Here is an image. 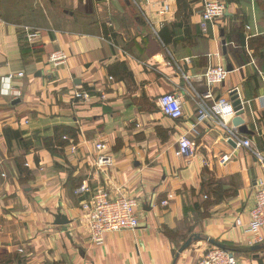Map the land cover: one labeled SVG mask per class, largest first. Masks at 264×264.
I'll return each mask as SVG.
<instances>
[{"label": "crops", "instance_id": "0c3cea01", "mask_svg": "<svg viewBox=\"0 0 264 264\" xmlns=\"http://www.w3.org/2000/svg\"><path fill=\"white\" fill-rule=\"evenodd\" d=\"M218 1L224 16L202 29L203 0H0V264H196L206 238L264 264V227L246 230L264 163L228 139L235 93L251 131L239 135L264 158V0ZM57 49L67 59L54 66ZM217 63L232 69L205 99L201 75ZM168 92L179 119L160 109ZM219 98L235 111L225 124L208 109ZM100 154L112 163L97 166ZM83 181L90 191L76 195ZM97 187L139 201V227L100 245L81 218Z\"/></svg>", "mask_w": 264, "mask_h": 264}, {"label": "built area", "instance_id": "2783aa9c", "mask_svg": "<svg viewBox=\"0 0 264 264\" xmlns=\"http://www.w3.org/2000/svg\"><path fill=\"white\" fill-rule=\"evenodd\" d=\"M99 3L101 0H95ZM107 1V0H104ZM165 8L167 5H164ZM162 12H165L166 9ZM226 12V4L218 0H203V7L201 10L200 26L205 29L209 24L214 23L224 16ZM28 32L30 39L38 36L37 31H33L28 27L25 28ZM219 56V53H216ZM67 53L63 49H57L48 56V63L58 66L65 63ZM23 73L19 72L18 76ZM228 75L227 68L217 63L208 67L201 75L203 83L207 86L208 90L204 94V98H212V87L220 84ZM235 89H232L234 91ZM18 95L19 92L14 93ZM91 95L87 91L75 90L72 93V99L76 101H87ZM159 106L162 113L172 119H179L183 116L182 100L176 93L168 92L159 97ZM206 103L202 100L198 107L200 116L206 115ZM215 116L218 115L219 122L227 123L230 117L235 113L230 102L225 99H217L210 108H208ZM228 139L235 143V146H244L249 149L258 157L262 163L264 158L257 154L251 148V141L248 138H241L238 131L229 130ZM96 149L101 150L104 144H96ZM192 151V142L186 135H181L178 140V147L176 149L177 155H187ZM229 155H223L220 159L221 162H226ZM112 163V158L107 154H100L96 159V165L99 167L107 166ZM87 182L83 181L76 189V195H85L89 192ZM167 201H162L166 204ZM139 201L136 198H128L124 196L113 197L105 189V187H97L91 192L88 200L82 204L83 222L87 230L88 236L95 245H100L104 242L105 236L108 233L118 232L121 230L136 229L140 225L138 217ZM237 224H241L239 219L236 220ZM264 227V180H260L258 188L254 193V205L249 211V221L246 230L251 233H257ZM258 241H262V237H258ZM196 264H238L235 254L226 249L217 246H212L210 249L201 254Z\"/></svg>", "mask_w": 264, "mask_h": 264}, {"label": "water", "instance_id": "95a60500", "mask_svg": "<svg viewBox=\"0 0 264 264\" xmlns=\"http://www.w3.org/2000/svg\"><path fill=\"white\" fill-rule=\"evenodd\" d=\"M232 68L230 66L227 67V70H231ZM231 99L233 100V106L235 108V111H236V116L232 119V127L234 129H236L238 131V133H250L251 131H249L246 127V125L244 124V120L242 119V117H240V114L243 113V108H242V105H241V101L240 99L238 98V95L235 94V93H232V97ZM231 143L233 145H235V143L230 140ZM68 219L66 218V216L62 215L60 212H57L55 214V224H59V225H65L66 223H68ZM202 237H200V235L198 234H195V235H192L190 236L183 244L182 246L180 247L179 251H182L184 250L186 247H188L193 241L195 240H198ZM207 241L214 245V246H218L220 248H226V246L223 244V243H220L218 241H215L213 239H209V238H206ZM259 246H255L254 248H258Z\"/></svg>", "mask_w": 264, "mask_h": 264}, {"label": "rangeland", "instance_id": "374dc122", "mask_svg": "<svg viewBox=\"0 0 264 264\" xmlns=\"http://www.w3.org/2000/svg\"><path fill=\"white\" fill-rule=\"evenodd\" d=\"M104 167V166H103ZM81 209H82V204H81ZM81 218L83 219V211H82V213H81ZM137 229V228H136ZM133 230V229H132ZM107 235V234H106ZM106 237V236H105ZM90 239V238H89ZM218 247V246H217ZM229 250V249H228ZM207 251V250H206ZM231 251V250H230ZM204 253V252H203ZM201 256V255H200ZM199 259V258H198ZM198 261V260H197ZM196 261V262H197Z\"/></svg>", "mask_w": 264, "mask_h": 264}, {"label": "trees", "instance_id": "16d2710c", "mask_svg": "<svg viewBox=\"0 0 264 264\" xmlns=\"http://www.w3.org/2000/svg\"><path fill=\"white\" fill-rule=\"evenodd\" d=\"M124 68H125V67H124ZM109 72H110V74H111V73H114L111 69L109 70ZM211 245H212V244H211ZM212 246H214V245H212ZM226 249H228V248H226Z\"/></svg>", "mask_w": 264, "mask_h": 264}]
</instances>
